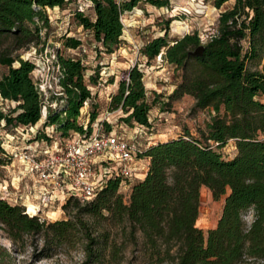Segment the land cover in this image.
Masks as SVG:
<instances>
[{
	"label": "trees",
	"instance_id": "obj_1",
	"mask_svg": "<svg viewBox=\"0 0 264 264\" xmlns=\"http://www.w3.org/2000/svg\"><path fill=\"white\" fill-rule=\"evenodd\" d=\"M70 1L0 0V41L11 40L14 50L39 43L41 29L49 26L45 9L63 8ZM90 1L94 16L76 10L74 18L101 45L99 52L111 54L121 43L122 15L140 0ZM144 1L169 5V0ZM226 1L214 0L213 5L218 9ZM166 35L151 38L140 51L147 63L160 56L180 70L169 100L190 95L194 108L210 109L199 137L187 131L149 144L141 155L149 160L146 173L130 185L127 201L119 192L118 176L109 178L91 200L67 197L62 203L67 217L61 220H40L22 205L0 199V228L20 246L29 243L33 260L78 242L83 264L118 263L128 250L130 263L264 264V0H234L218 14L217 30L204 43L195 31L172 44ZM80 44V39L64 36V47ZM200 44V55L189 54ZM56 64L63 104L49 108L43 124L62 137L86 134L89 125L84 128L78 120L92 97L84 81L86 67L80 59L61 54ZM0 65L7 67L0 76V97L14 102L7 111L0 108V131L36 126L43 99L31 74L34 62L1 51ZM97 72L90 82L96 83ZM156 98L148 102L143 72L134 64L118 81L108 107L120 110L118 121L127 126L150 127ZM96 117L95 110L89 112L87 123ZM103 125L105 131L113 128L109 120ZM38 134L36 139L50 140L44 131ZM229 140L236 152L225 159L220 149ZM203 186L213 200L222 198L221 214L206 231L197 226Z\"/></svg>",
	"mask_w": 264,
	"mask_h": 264
},
{
	"label": "rangeland",
	"instance_id": "obj_2",
	"mask_svg": "<svg viewBox=\"0 0 264 264\" xmlns=\"http://www.w3.org/2000/svg\"><path fill=\"white\" fill-rule=\"evenodd\" d=\"M213 1L169 0L168 7H155L140 0L131 11L125 12L121 17L123 33L119 47L113 53L106 54L103 51L99 52L102 50L101 45L95 42L91 32L80 26L74 18L76 10L83 11L86 15L93 17L91 1L71 0L63 8L45 9L49 26L41 29L39 43L14 50L11 47V40H3L0 41V52L8 51L13 56L19 54L21 58L34 62L35 69L31 74L36 84L41 85L43 89L41 97L43 105H46V110L59 108L63 104V96L60 94L58 83L59 69L56 64V56L61 54L80 59L86 67L84 81L90 89L92 97L85 103L83 114L78 119L79 122L89 125L88 133H90L95 128L96 119L109 120L115 130H122L119 128L121 125L127 137L133 135L136 129L119 122L118 116L121 115V111H110L108 106L110 95L117 90L118 81L124 77V72L137 64L143 72L148 102L157 96L149 111V118L154 127L153 132L165 134L157 138H176L187 131L192 136L199 137V130L204 127V123L210 117V109L194 108V99L190 95H184L177 100H169L170 93L180 79V70L160 56L147 63L146 57L140 50L148 40L156 36H163L165 33H167L166 39L170 44L184 33L193 31L197 32L203 43L206 42L217 30L218 14L230 8L234 0H227L218 9L214 7ZM64 36L78 38L81 40V44L78 48L68 49L63 45ZM262 66H264V60ZM97 69L96 83H92L89 81V76L96 74ZM6 71L7 67L0 65V76ZM55 103V107H52L51 105ZM13 105L14 102L0 100V108L4 111ZM94 110L97 112V117L88 124V114ZM43 121L42 117L34 128L38 132L48 131L51 134V127L45 128ZM102 127L106 130L104 125ZM27 129L18 126L11 131L5 129L0 131V158L6 162L0 164V183H3L2 180H7L9 184L19 185L20 190H22L25 180H27L30 190L33 189L36 181L29 176H26V179L20 178L25 170L24 165L17 160L6 158L3 153L5 152L4 148L10 150L24 146L27 142L22 140V137L27 138L32 135L30 131L27 132ZM51 135L60 142L66 138L59 136L58 133ZM137 140L141 144L145 142L143 138H137ZM220 152L225 159L231 158L236 152L234 141L229 140L220 149ZM107 161L110 160L107 159ZM119 192L127 201L130 188L123 183L119 186ZM53 209L52 211L57 213L54 216L50 215L48 221L67 217V212L62 208V205ZM221 209L222 198L213 200L209 191L202 189L197 226L204 231L214 226L221 214ZM38 244L40 246L42 241L38 240ZM32 253V246L29 243L23 247L20 246L0 228V264H83L84 259L82 245L78 242L72 246L62 245L53 250L50 256L38 260H33ZM130 258L128 250L122 261L113 264H140L130 263ZM241 264L251 263L243 262Z\"/></svg>",
	"mask_w": 264,
	"mask_h": 264
},
{
	"label": "built area",
	"instance_id": "obj_3",
	"mask_svg": "<svg viewBox=\"0 0 264 264\" xmlns=\"http://www.w3.org/2000/svg\"><path fill=\"white\" fill-rule=\"evenodd\" d=\"M34 84L41 95V85H37L35 81ZM0 100L3 99L0 97ZM55 105L56 103L51 106ZM45 109L46 105H43L44 119L47 114ZM148 120L150 127L136 126L134 134L127 137L121 125L119 128L122 130L112 128L111 131H105L102 127L104 120L98 118L93 131L86 134L74 132L62 142L51 135L53 126H50L51 134L45 132L50 140L36 139L38 131L35 126H29L27 132L30 131L32 135L22 137L27 143L21 148H4L3 155L23 164V175H34L36 184L32 190L29 185L23 190H12L3 182L0 187V199L22 205L29 215H37L40 220H47L48 212L62 205L69 196H75L80 201L93 199L111 177L118 176L122 179L120 185L127 184L135 178L138 170L144 169L136 167V163L145 158L141 156L143 151L154 142V127L151 119ZM86 126L84 124V128ZM137 138H143L145 142L141 144ZM29 191L36 192V202L31 207L25 203L30 200Z\"/></svg>",
	"mask_w": 264,
	"mask_h": 264
},
{
	"label": "crops",
	"instance_id": "obj_4",
	"mask_svg": "<svg viewBox=\"0 0 264 264\" xmlns=\"http://www.w3.org/2000/svg\"><path fill=\"white\" fill-rule=\"evenodd\" d=\"M45 112L47 113V110L45 109ZM45 128H48V126H46ZM160 135H165V134H154V142H158V141H165V140H167L168 138H157V137H159ZM157 139V140H156ZM25 145V144H24ZM148 164H149V160L147 159V158H143V159H141V160H138L137 161V163H136V167H138V168H140V167H144V169L143 170H138V172L136 173V175H135V178H133V179H131V180H129V182L127 183V184H125V186H127V187H129L130 188V185L134 182V181H136V180H138V179H142L143 177H144V175H145V173H146V170H147V167H148ZM23 173L21 174V176H20V178H22L23 176ZM26 176H29L30 178H34V175H32V174H29V175H25L23 178L24 179H26ZM27 180H25V182L23 183V186H22V190L23 189H25L26 188V185H28V183L26 182ZM2 182H4V183H7L8 185H9V187H10V189H12V190H14V189H16V188H20L19 187V185L17 186L15 183L14 184H9V181H7V180H2ZM0 187H1V183H0ZM28 189H29V187H28ZM202 189H207L208 191H209V193L211 194V191L207 188V187H205V186H203L202 188H201V190ZM29 192H31V191H29ZM36 192L35 193H33V192H31V194H30V200H28V201H26L25 203L29 206V207H31L35 202H36ZM54 210V209H53ZM56 211H52V210H50L49 212H48V218H50L51 216L50 215H52V216H54V215H56ZM215 226V225H214ZM214 226H212V227H210V228H213ZM199 227V226H198Z\"/></svg>",
	"mask_w": 264,
	"mask_h": 264
},
{
	"label": "water",
	"instance_id": "obj_5",
	"mask_svg": "<svg viewBox=\"0 0 264 264\" xmlns=\"http://www.w3.org/2000/svg\"><path fill=\"white\" fill-rule=\"evenodd\" d=\"M203 47H204L203 44H200L193 51H190L189 54L193 56L200 55L202 53Z\"/></svg>",
	"mask_w": 264,
	"mask_h": 264
}]
</instances>
